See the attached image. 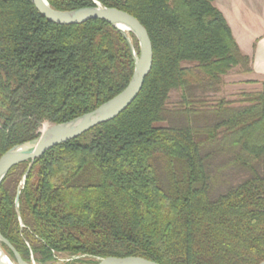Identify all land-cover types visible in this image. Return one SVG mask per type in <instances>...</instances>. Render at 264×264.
<instances>
[{
  "label": "trees",
  "instance_id": "1",
  "mask_svg": "<svg viewBox=\"0 0 264 264\" xmlns=\"http://www.w3.org/2000/svg\"><path fill=\"white\" fill-rule=\"evenodd\" d=\"M95 1L146 27L152 70L118 117L53 147L31 168L27 161L10 170L0 185V232L25 261L32 251L40 264L53 263L54 252L92 257L73 264L111 256L260 264L264 83L239 107L227 99L205 107L198 96L219 92L235 68L252 72L215 0H48L62 11ZM133 72L127 41L109 22L59 25L31 0H0V157L37 138L45 124L97 109L127 87ZM173 91L181 100L170 107ZM215 155L250 173L216 197Z\"/></svg>",
  "mask_w": 264,
  "mask_h": 264
},
{
  "label": "water",
  "instance_id": "2",
  "mask_svg": "<svg viewBox=\"0 0 264 264\" xmlns=\"http://www.w3.org/2000/svg\"><path fill=\"white\" fill-rule=\"evenodd\" d=\"M38 11L49 21L59 25L82 24L98 19L109 22L125 37L134 60V72L127 87L114 98L105 102L97 109L76 117L70 121L45 125L41 134L30 141L15 145L0 157V185L6 179L10 170L23 162L31 161V166L53 147L75 139L90 129L109 122L124 112L138 97L146 78L149 76L154 60L153 45L146 27L132 14L115 7H108L95 1L93 7H83L74 10L62 11L54 8L48 0H31ZM131 34L138 40V53ZM28 172L24 175L25 182ZM16 208L21 227L24 223L19 210V196L16 199ZM2 244H6L14 252L16 260H12L4 251ZM87 255H76L81 258ZM91 257V256H90ZM96 264H160L158 262L139 257H106L97 258ZM0 264H37L32 252L30 262L25 261L20 253L12 246L0 232ZM260 264H264L262 261Z\"/></svg>",
  "mask_w": 264,
  "mask_h": 264
},
{
  "label": "rangeland",
  "instance_id": "3",
  "mask_svg": "<svg viewBox=\"0 0 264 264\" xmlns=\"http://www.w3.org/2000/svg\"><path fill=\"white\" fill-rule=\"evenodd\" d=\"M242 79L243 78L241 76L240 71L237 68H235L232 71H230L224 77V84L222 85L219 92L204 93L202 91H199L198 96L202 100L205 101V103H206L205 107H212L221 99H227L228 101H231L233 103V106L239 107L243 104L241 101H242V96L244 94L252 93V92H258L259 88H260V85H258V83H256L255 85H246ZM180 100H181V92L180 91H173L171 93L168 104L170 107H175ZM197 122L198 123H204V119L202 117H200V118H198ZM45 125H49V124H45ZM43 128H42V130H43ZM229 163H230V159L226 155H220V156L215 155L213 157V160L211 161V169L210 170L214 175H216L217 183H218V186L213 193L214 197L225 192L228 188L239 184L240 182H242L243 180L247 179L250 176V173L245 171L240 166H237V165L232 166ZM260 170L263 171V167H260ZM3 249H4V247H3ZM4 251L12 260H14V261L16 260V257L15 258L12 257L5 249H4ZM76 255H81V254H76ZM76 255L69 254V253L54 252L55 261L51 264H73V262H75L76 260L87 261V260L92 258L88 255L81 257V258H74V256H76ZM14 256H15V254H14ZM33 256H34V254H33ZM41 257H42V255L38 254V258H41ZM31 259H32V251H31V255H30V261H31ZM34 259H35V256H34ZM37 264H40V263L37 262Z\"/></svg>",
  "mask_w": 264,
  "mask_h": 264
},
{
  "label": "crops",
  "instance_id": "4",
  "mask_svg": "<svg viewBox=\"0 0 264 264\" xmlns=\"http://www.w3.org/2000/svg\"><path fill=\"white\" fill-rule=\"evenodd\" d=\"M214 4L242 52L251 59L252 72H240L242 80L246 85L258 83L260 91L264 83V0H215Z\"/></svg>",
  "mask_w": 264,
  "mask_h": 264
}]
</instances>
